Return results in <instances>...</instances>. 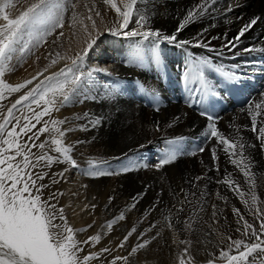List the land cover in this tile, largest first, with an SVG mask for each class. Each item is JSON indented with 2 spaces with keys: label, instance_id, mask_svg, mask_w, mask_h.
<instances>
[{
  "label": "rangeland",
  "instance_id": "obj_1",
  "mask_svg": "<svg viewBox=\"0 0 264 264\" xmlns=\"http://www.w3.org/2000/svg\"><path fill=\"white\" fill-rule=\"evenodd\" d=\"M90 1L92 0H76L78 5L81 6L87 4V2ZM4 2L5 0H0V3H4ZM9 2L17 4V9L10 8L9 11L18 14L20 0H9ZM24 2L31 3L34 2V0H24ZM136 5H139V9L145 11L144 2L141 3V0H138ZM152 7L153 6H151L150 9H147L146 12H150L151 10H153ZM190 8L192 7H187L186 10ZM154 9H156L154 10V12L158 11L157 13L159 14V16H156L155 19L154 18L151 19V21L149 20L150 22L149 23L147 22V24L145 25L146 28H150L152 30H153L154 22L157 23L158 21V26H160L159 23H162L163 21L162 19L167 18L166 16L164 17L165 11L167 12V14L171 12L167 9H160L157 7ZM78 10L80 11L81 9H75L76 12H78ZM184 10L185 8H179V12ZM82 12H85L84 15L82 14L84 17L83 16L79 17L77 23L79 22V20H83L84 23L86 24L88 23L87 25L89 29H91V22L86 19L87 10H82ZM70 16H71V10H69V12L65 14L64 28L56 29L55 34L51 37H48L47 43H44L41 47H39L38 50L32 49V51L35 53L34 55H29L25 52H19L14 57L10 58V65L14 70L5 71V75L3 79L6 83L15 85L27 79H31L34 75H36V72H39L42 69H44L46 66L50 65L53 59H57V63L54 66L48 67V71H49L55 68L61 60H64L63 57L65 55H67L68 57H73L86 47L87 37H85L86 33L84 32L83 26L80 23H78L76 24L75 28L71 27ZM184 16L185 15H182V17ZM93 17L94 19H96L97 25H99L100 24L99 17H95V15H93ZM178 20L179 18L176 19L177 24L179 25L180 23ZM194 23H196V20L194 21ZM197 25L198 24H195L196 27ZM187 26L188 25H186L183 28V30L178 33V35L180 33L182 37L183 35H187L189 33V31H185ZM67 27L69 29H67ZM130 27L131 24L129 23L127 29H130ZM154 27L156 26L154 25ZM61 32L64 33V37L60 36ZM112 36H113V41H115L121 39L123 35L116 36L110 34L109 38H107L106 40L102 38H98L93 48L88 51L87 56L84 58L83 64L80 65V70L82 72L92 73L90 80H88L86 83H79L76 85H72L71 83H69L67 85V89L72 90L71 91L72 102L70 104L60 107L59 111L53 110L50 116L43 117L40 124H37L36 128L33 129V132H35L37 129L41 128L43 126L44 121H51V120L65 121L63 125H61V129L64 130V128L65 129L72 128L73 130L66 132V135L63 138L64 143L65 145L72 146L70 155L78 164V167H72L68 163H53L50 168L38 167L34 169L33 170L34 173L39 171H45L48 173V175L44 178V180L40 181V183H44V184H50V181L55 173L64 172L63 179L56 177L57 179L60 180L59 183L51 184L49 188L43 190L42 198L46 199L48 195L52 192L63 193L62 196H57L56 199L52 201V203H56L58 201L57 207L64 208V214L67 217L68 224L74 230H76L77 240L83 241L93 235H97V234L100 235L101 238L98 243L94 245L93 244L82 245L83 251L79 253L81 257L86 256L89 253L94 255L98 254L99 258L89 261V264H179L178 257L180 255H183L184 250L186 248L188 249L189 254L193 257V264H206V263L208 264L210 260L213 261V264H218L216 263V261L219 260L217 258L219 257L220 251L222 249L227 250L228 244L231 243V241L228 240L226 237L231 236V238L234 240L237 236H238L237 239H244L242 238L244 236L240 235L236 231V228L238 227L236 221L239 217L236 216L233 212V208L237 209V205H238L237 200L234 199L235 197L221 196V197H227V200L225 201L222 198H218L217 200L212 201L209 200L210 199L209 195L219 190V188H223L224 193H230V194L232 193L233 195H236V193L231 191L227 186V184H222L223 186H221L219 183H217V181L219 180V173H214L215 175L213 174L212 176L213 178L211 177L212 183L211 181L209 182L206 181L204 182V185L203 182L197 184L200 187L201 192L203 193L205 192L207 194L205 196L209 199L207 198L202 199L200 202L201 209L197 208L196 211L195 210L192 211L193 207L196 206V204L194 203L193 199L189 197V194H191L193 190L192 189L194 185L193 182L195 181L197 173L193 170V168L189 167V164L186 163L189 162L190 160L191 161L195 160V158L198 159L202 158L201 156L203 154L197 152L196 155H191L190 153H192L196 149L192 145L191 148H189L190 151L186 152V148L184 147L185 141H180L178 139H174V140L171 139L168 140L169 143L168 146L167 144H165V147L163 146L160 147V150L163 151V158L169 153L175 152L177 154L176 159L171 163H176L178 159L180 161H186L184 163L186 165L185 169L183 166H180L179 174L180 173L181 174L180 176H176V174L170 172V171H175V172L177 171V166L175 167V164L170 165L171 163H169L163 165V167H168L166 169L167 172L159 173L155 177L156 179H154L155 181L154 180L152 181L151 184L152 186L146 189L147 190L146 193L144 192L145 195H147V196L144 195L143 196L144 198L142 197L144 201L141 200L138 203V205H136L135 210L131 211V213H127V209H125V205L122 206V204L118 202V199L112 197L113 184L109 182L108 175L89 176L84 174L86 171L92 170L91 166L89 165V161L98 162V167L104 170L105 172H107L114 170L112 169L111 166L112 161L123 159V156L118 154H122L129 150H135V149L136 151L141 150L142 153H145V150H147L148 147H153L152 150L149 151L151 154H153L154 150L156 149L155 144L157 143L156 138L155 139L153 138V130L155 129L157 130V127L153 129V126L155 127V121L156 122L159 121L160 122L159 125H163V122H167V120L165 118L163 120L162 115H164L165 111L171 110L175 107L180 106L179 108L185 109L189 113L191 112L190 114L192 116H195L198 120H201L202 122L200 129L198 131L191 133L190 135L192 136L188 135L189 137H185V139L190 140V138L194 136L202 138L196 140L194 139V142L198 146H200L201 143L203 142V133H202L203 118L199 117V115L188 109V107L183 106L182 103H177L172 101L168 91L164 87H162L158 77L162 69L171 72L173 74L174 68H172V66L178 63H184V66L182 68H179L178 70L182 69L186 71L187 67L193 63L192 60L197 61L200 60L201 57L203 58V46L194 47L195 48L194 50L193 47L188 48V45H185L183 48H181V47H177L175 43L171 45H165V43L162 42L161 44L163 46V50L159 51V48L156 50L159 52V55L162 58L161 63L156 64L153 63L152 61V56H153L152 38L146 40L143 39L142 37L137 36L136 38L135 37L131 38L130 36V39L132 40L131 41L130 39H128L129 38L128 36H123L122 38L125 39V44L129 43L130 46H133L134 48H136V50L138 49L137 53L143 59V66H137L136 64L129 63V58L135 54L133 51L128 52L126 54H121L119 51H116L112 48L113 41L110 43ZM192 39L193 38L191 37L187 40L191 41ZM53 41H55V43H53ZM98 44H101L103 48H107L110 52L113 51L112 57H116V59L119 58L121 60V63L124 65L122 67L125 68V72L130 70L132 71L138 70L140 71L139 74L143 75L145 78H149L150 80H152V82L160 84L161 89H163L160 90L165 92L164 95L166 96L167 100H162L160 98L161 93L160 94L156 93L159 96V105L162 104V106H159V111L155 112L150 107L145 105L140 106L143 109V111L149 110L148 116L151 120L150 121L151 123L147 130L148 138L144 136V130H146L145 124L140 122V118L141 120H144V116L140 117V114L131 115L128 112L131 111V108L138 107L139 101L141 103L143 102L144 104V94H146V92L142 89V84H143V88L145 89H148L147 85L145 84V82L143 83V81H141L142 79L140 77H135L128 73L125 74L122 73L121 77L117 75H114L112 77V75L111 76L108 75V71L105 72L94 71V69H97L95 66L96 62H98L101 65V63L104 64L103 61L106 60L105 58L106 54L105 55L97 54L96 45ZM134 44H136V46ZM49 53H51V55H49ZM57 53L60 54L59 58L57 57ZM191 53L192 55H190ZM37 57H39L38 60ZM107 61H108V66H111L113 62H115L114 58H110V57L107 59ZM104 65H107V63H105ZM66 66H71L70 60L69 61L67 60V64L63 68H65ZM60 70H57L56 72H59ZM9 72L14 75L15 77L14 79H16L17 82L16 81L13 82L12 80L8 79L9 77L7 74H9ZM45 73L44 76H41L39 78V80H44L46 76L53 74L51 73L45 75ZM94 73L99 74L98 79L100 85H98L97 82L93 81ZM100 74H102V76ZM105 75H107V79L111 77L110 84L114 81L117 82L118 84L117 88L120 89L121 93L119 92V90H117L118 91L116 92L117 94H115L113 97H108L105 95L106 88L104 86L107 84V87H109V82L105 80ZM67 79L70 82L73 79V76L69 74ZM39 80L33 81V84L29 85L28 88L24 89L22 93L13 94L8 99H5L4 101L0 102L3 103V105L5 106V110L7 107H10L11 102H13L16 98H18L19 95L23 94V92H27L32 87H34V85L38 83ZM162 80L163 82H166L164 78H162ZM102 84L104 86L101 87ZM260 85L262 84L258 83V86ZM85 95L96 96L98 99L96 98L95 100H99V101L96 104H94L95 102H93V100L90 99V101L88 102V99L85 100L83 98ZM60 99L62 98L58 97L57 99L58 105L60 103ZM198 100L200 99L197 98V101ZM132 101H136L135 104H137L138 106H135V104L133 105ZM199 102L200 104L202 103V101ZM84 104L88 106V107L86 106L87 107L86 109L83 107ZM33 108H36V105H33ZM85 113L107 117L105 120L102 121V124L98 126L99 128L97 129L95 135L96 136L98 135L99 139L100 136H104L105 133L101 132V128H103L102 129L103 131H107V133L109 132V134L112 136V141L111 143H109V141H107V138L105 137L104 145L106 147H109L108 152L110 153V155L115 154L114 160L110 159L109 155L107 154V149L104 150V148L102 147L101 148L96 147L95 146L96 141L91 142V137L89 140V135H88L89 129L92 127L89 126L87 128V131H85L82 128L83 125L87 124V119L83 118ZM17 115H19V113H17ZM129 116H131L132 118L130 119ZM77 117H81V118L77 119ZM128 117L130 120L128 119ZM124 118L126 119L124 120ZM2 119L3 117H0V121H2ZM135 121L137 122V124ZM33 123H35V121H33ZM175 125L176 124L173 122L169 124V128L165 132V137L170 136L172 129L175 127ZM17 131H19V129H17ZM29 135H31V133H29ZM138 135L140 136V138ZM84 136L86 137V139L85 138L83 139ZM22 139L27 140V136H24ZM48 139H49V133L45 132L40 136L39 140H37L36 143L38 144ZM100 140L103 141L102 139ZM145 145L146 147H144ZM221 146H223V144H220V147ZM169 150L171 152H169ZM45 151H47L48 154L53 157L60 156L59 153L50 150V147L47 144ZM32 152L39 154L40 150L38 148H33ZM131 159L129 163L128 162L120 163L119 169H122L126 166L136 165L131 161ZM145 160L146 157L142 156L141 154V158H140L141 169L137 172L134 171V173L137 176H139L141 173L143 174V172L146 171V167H145L146 163H148L150 166L156 163V158L151 159L149 161L147 160L145 161ZM149 162H151V164ZM235 168L240 173H242L240 169L236 167V165ZM65 169H67V171H65ZM186 171H188L189 173L188 178L187 175L185 174ZM130 172L131 171H127L126 173L120 174V178L126 179V176L129 177L133 171L131 173ZM200 174L203 173L200 172ZM113 176L115 177V175ZM116 176H119V174ZM242 177L245 181L244 175H242ZM240 190L245 192V190L243 189ZM122 191L124 192L123 189ZM104 193H106V195L108 194L109 195L106 196ZM150 196L153 197V199H151L152 201L151 200L149 201L148 199L150 198ZM110 197H112L113 199V200L111 199V202H109V200L107 201V199H109ZM130 202H133V200ZM144 204L148 205L146 211H144L143 207H141ZM92 205H95V207L93 208ZM213 205H215V209H213ZM257 206L259 207L260 204L258 203ZM138 209H141L143 211V217L139 216L137 212ZM181 209L183 210L181 211ZM243 210L245 211L244 207H242V211ZM205 211L209 213H204ZM214 211L216 213L215 215H213ZM121 214H123L124 219L112 223L111 229H108L106 227L108 223L112 222L114 218L119 217ZM137 214L138 216L136 218L135 215ZM258 222L260 223V219L258 220ZM57 223H59V221H57ZM169 224H171L172 226L170 227ZM89 225L92 226L89 227ZM133 227H135L136 231L132 232L131 235H128V233L131 231ZM258 228L259 226L257 227V229ZM84 229L86 230L80 231ZM125 236L128 237L126 242L127 244L125 243L126 246L124 244V247L121 248L119 247V245L124 240ZM245 238L248 239V237ZM253 240L255 239L252 238V240L249 242H255ZM181 241H188V243H182ZM145 242L148 243L144 248H139L136 251H132V249H136L138 243H145ZM104 248H109L110 251L109 252L102 251ZM231 254H234V250L233 253ZM118 257L120 258L127 257L128 259L127 261H125L124 259H117ZM222 263L224 264L225 262L221 260L220 264Z\"/></svg>",
  "mask_w": 264,
  "mask_h": 264
},
{
  "label": "snow or ice",
  "instance_id": "obj_2",
  "mask_svg": "<svg viewBox=\"0 0 264 264\" xmlns=\"http://www.w3.org/2000/svg\"><path fill=\"white\" fill-rule=\"evenodd\" d=\"M103 3L114 9L117 14L115 26L106 29L109 34L139 36L146 40L152 38V61L160 64L162 58L156 50L164 41L175 43L181 48L185 45L207 47L202 43V34H198L192 41L178 40L177 36L186 24L194 22L207 13L208 8L215 4L216 0H202V3L188 9L182 22L178 25L175 32L170 35L164 34L160 30H152L145 27L148 17H146L144 10L136 8L137 0H124L123 8L117 6L116 0H103ZM141 3H143V0H141ZM78 6L76 0H34L31 3H25L24 0H20L17 14L9 11L10 8L17 9L16 3H10L9 0L0 3V102L8 99L13 94L22 93L24 89L33 84V81L39 80L41 76H44L49 66H54L57 63V59H53L49 66L37 72L31 79L13 85L6 83L3 79L6 70H14L10 65V58L19 52L34 55L35 53L32 49L38 50L44 43H47L48 37L55 34L56 29L64 28L65 14L69 10H71L70 26L75 28L79 19V14L75 11ZM84 7L87 10L86 19L91 22V29L83 20H79L86 33V47L73 57H68L67 55L63 57V59L71 61V66H66L59 72L46 76L44 80H39L34 87L27 92H23L11 102L10 107H7L6 110L3 103H0V117H3L2 121H0V264H89V261L99 258L98 254L89 253L83 257L79 255L83 251L82 245H94L99 242L101 237L97 234L83 241L76 239V230L68 224L64 208L57 207L58 201L52 203L57 196H62L63 193L52 192L46 199L42 198L43 190L49 188L51 184L59 183L60 180L56 177L63 179L64 172L55 173L50 184H44L40 183V181L44 180L48 173L45 171L34 173L33 171L38 167L50 168L53 163H68L72 167H78L77 162L70 155L72 146L64 143L63 138L66 132L73 130L72 128L61 129V125L65 121H44L41 128L35 132H33V129L36 128L37 124H40L43 117L50 116L53 110L59 111L60 107L72 102V90L67 89L69 83L72 85L86 83L91 78L92 73L82 72L80 65L83 64L88 51L93 48L97 39L103 34L98 28L96 19L93 17V14L96 17H101V12L96 8L95 2L91 6L85 4ZM231 10L230 4L226 11ZM134 11L137 16L136 29L124 31L127 29ZM101 19L103 18L101 17ZM260 19L258 16L250 18L224 47L230 51L233 50L240 42L241 37L256 25ZM60 36H64V33L61 32ZM253 50L244 49V51L249 52ZM57 57H60L59 53H57ZM38 59L39 57H37ZM129 63L143 66V59L136 53L129 58ZM208 66L209 61L207 59L201 58L193 61L183 73L185 83L190 82L196 85L192 91L198 96L219 97L220 93L207 83L205 69ZM94 71L105 72L106 69L97 68ZM69 74L73 76L70 82L67 79ZM222 75L230 85L236 86L238 90L244 80L248 79L243 72L225 71ZM142 89L152 97L155 110L159 111V96L155 93V90L145 89L143 86ZM116 92V88L106 89L105 95L113 97ZM260 95L264 97V93ZM58 97L62 98L59 105L57 104ZM83 98L85 100H95L97 97L85 95ZM33 105H36V108H33ZM242 110L247 111L251 116V131L256 133L259 147L264 151V120L260 121V126L257 128V118L264 115V98L259 102H247ZM199 114L205 116L208 121L219 120V117H213L206 110H202ZM80 118L77 117V119ZM83 118L87 119V124L83 125L82 128L87 130L89 126H100L107 117L85 113ZM176 119H179V117H176ZM207 127L210 132L205 133V135L210 138H216L217 144H223L224 148L222 150L228 155L230 162L236 165L243 173L245 182L248 184L251 204H249L248 199H245L246 193L240 190L239 183L231 179V174L225 172L224 178L218 180L217 183L227 184L229 189L235 192L240 197L241 202L249 209V214L253 215L254 219H260L259 228L257 229L254 223L244 218L239 209L233 208L234 214L239 217L236 221L238 225L236 231L240 232L242 236L248 237V241L244 239L233 240L231 236L226 237L231 243L228 244L227 250L222 249L220 251L218 259L224 261L225 264H264V239H261V236H264V210L257 206L258 203H264V201H259L254 191L255 174L251 172L254 166L251 154L245 156V144L241 140L229 139L224 136L214 122L209 123ZM157 130H159L158 125ZM238 131L239 129H237ZM45 132L49 133V139L37 144L36 141ZM24 136H27V140L22 139ZM46 144L49 145L50 150L59 153L60 156L53 157L49 155L45 151ZM238 144L239 150L237 151ZM256 146V144H248V147L251 148ZM33 148H38L40 150L39 154L33 153ZM204 151L205 147L200 145L190 154L196 155L197 152L202 153ZM176 155L175 152L167 154L161 159L160 166L173 162L176 159ZM211 157L214 161L215 170L219 172V157L217 156L216 147L211 149ZM89 165L92 170L84 173L89 176L118 175L130 171L134 167L126 166L119 170L105 172L98 167V162L96 161H89ZM197 179L200 178L198 177ZM220 198L227 200V197ZM111 199L112 197L109 198V202H111ZM133 199L134 201L136 200L135 197ZM92 207L94 208L95 205H92ZM213 209H215V205H213ZM215 214L214 211L213 215ZM121 219H124L123 214L114 218L106 227L111 229L112 223ZM91 226L89 225V227ZM169 226L171 227L172 225L169 224ZM135 231L136 229L133 227L128 235ZM127 238L125 236L119 247H124ZM252 238L255 239V242H249ZM181 242L188 243V241ZM147 243H138L136 249H132V251L144 248ZM233 250L234 254H231ZM102 251L109 252L110 249L104 248ZM117 259L127 261L128 258L118 257ZM178 259L179 264H193V257L189 254L187 248ZM208 264H213V261L210 260Z\"/></svg>",
  "mask_w": 264,
  "mask_h": 264
},
{
  "label": "bare ground",
  "instance_id": "obj_3",
  "mask_svg": "<svg viewBox=\"0 0 264 264\" xmlns=\"http://www.w3.org/2000/svg\"><path fill=\"white\" fill-rule=\"evenodd\" d=\"M93 2H95L96 8L100 10L101 17L103 18V19H101V17H99V21H100L99 23L100 24L98 26H99V29L101 30V32L103 33L99 38L106 40L107 38H109V35H110L106 29L115 26V21L117 20V14H116L114 9L110 8L108 5H105L103 3V0H96V1L92 0L90 2H87V4L89 6H91ZM143 2L145 3L144 9H145V15H146V17H148V23L151 21V19H153V18L155 19L156 16H159V14L157 13L158 11L154 12V10H156L154 8L157 7L160 9H167V10L171 11L169 14H167V12L165 11L164 17L166 16L167 18H163L162 19L163 21L161 20L162 23H159L160 26H158V21H157V23H155V22L153 23V30H160L162 33L170 35V34H172V32H174V30L178 26L176 19L179 18V20H178L179 23L182 22V18H184V17H182V15H186V12H187L186 8L198 5V4L202 3V0H143ZM123 3H124V0H116V4L118 7L123 8ZM230 4L232 7V10L226 11V9L228 8V6ZM83 6L79 5L76 8V9H81L80 11L78 10V12H77L79 14V17H82L85 14V12H82V10H86V8ZM151 6H153L152 7L153 10H151L153 12H151V11L146 12L147 9H150ZM136 8L139 9V5H136ZM140 8H142V7H140ZM179 8H185V10L179 12ZM214 9H215V11H213ZM257 16L260 17L261 19L248 32H246L243 37H241L240 42L238 43V45L233 50L230 51L228 48L224 47V45L237 34L240 27L244 23H246L250 18L257 17ZM136 21H137V16H136L135 11H134L133 16L131 17L130 22H129L131 24V27H130V29H127L125 31L135 30L136 26H137ZM152 21H154V20H152ZM165 21H167V22H165ZM195 24H198L197 27L195 26ZM154 25L156 27H154ZM186 25H188V26L186 27L185 31H189V33L187 35H183V37L181 36V33H180L177 36V39L178 40H187L191 37L192 38L197 37L198 34H202V36H201L202 43L207 46V47L203 46V58L207 59L209 61V66L205 69V77H206L207 83L210 86H213L220 93L219 97L198 96L196 93H194L192 91V89L196 85H194L190 82L186 84L185 80H184V76H183V73L185 71L182 69L178 70L179 68H182L184 66V63H178V64L173 65V66L171 65L172 68H174L173 74L171 72H168V71H165L164 69H162L161 73L158 76L162 87H164L168 91L172 101L177 102V103H182L183 106L188 107V109H190L191 111H193L194 113L199 115V117L203 118V132H202L203 133V142L201 143V145H203L205 147V151L202 152L203 153L201 156L202 158H200V159L195 158V160H193V161L190 160L189 162L186 163V164H189V167L193 168V170L197 173L195 181L193 180L194 181L193 182L194 185L192 188L193 190H192L191 194H189V197L191 199H193L194 203L196 204V206L193 207L192 211L193 210L196 211L197 208L201 209V204H200L201 200L204 198H207L205 196L207 194L205 192L204 193L201 192V189L197 184L203 182V185H204V182L211 181V177L213 176L214 173H219V180L224 178L225 172L231 174V179L239 183L240 189L245 190V193H246L245 199H248L249 204H251L250 193L248 192V184L244 181V179L242 177L243 174L240 173L235 168V165H233L230 162L228 155L222 150L224 148V145L220 147V144H217V141L215 140V138H210L209 136L205 135V133L210 132V129H208L207 125L209 123H213V122L216 124V127L218 128V130L224 134V136L228 137L229 139L241 140V142H243L245 144L244 154H245V156L251 154L252 160L254 162V166L251 169V172L255 174L254 175V180H255L254 191H255L256 195L258 196L259 201H264V151H262L259 147V141L256 138V133L251 131V116L248 114L247 111L242 110V109H244L247 102H250V101L259 102L262 98H264V97H261V95H260L261 93H264V0H216V3L212 4L211 7L208 8L207 13H205L203 16H200L198 19H196V23L190 22ZM77 28H78V26H77ZM67 29H69V28L67 27ZM82 37H84V36H82ZM122 37H121V39L115 40V41H113V36L111 37L110 43L113 41L112 42V48L116 51H119L121 54H126V53L131 52V51H133L136 54L138 49L136 50V48H134L133 46H130L129 43L125 44V39ZM128 37H129L128 39H130V36H128ZM214 37H215V39H214ZM131 38H134V37H131ZM163 43H165V45L173 44V43H168L167 41H164ZM70 45H72V44H70ZM134 45L136 46V44H134ZM189 47L190 46H188V48ZM96 48H97V50H96L97 54H104V55L106 54L105 55L106 60L103 62H104V64L107 63V65H104L102 63L100 65L98 62H96L95 63L96 68L106 69V71H108V75L109 76L112 75V77L114 75L121 77L122 73L123 74L128 73V74H131L135 77H140L142 79V80L141 79L140 80L143 81V83L145 82L148 89H154L155 93H157V94L161 93L160 98L162 100H167L166 96L164 95L165 92L161 91L163 89H161L160 84L152 82V80H150L149 78H145L143 75L139 74L140 71H138V70L127 71L128 70L127 69L126 70L127 72H125V68L122 67L124 65L121 63V60L119 58L116 59V57H112L113 51L110 52L107 48H103V46L101 44L96 45ZM244 49H254V50L249 52V51H244ZM161 50H163L162 44H160V47H159V51H161ZM194 50H195V48H194ZM190 55H192V53ZM109 57L114 58V61H115V62H113V64L111 66H108L107 59ZM189 61H190V59H189ZM192 62H193V60H192ZM66 64H67V60H65V59L61 60L55 68L47 71L45 73V75L51 74L53 72H56L57 70L62 69ZM225 71H233V72H237V73L243 72L245 74V76L248 77V79L244 80L242 86L238 90L236 86L230 85L225 80L224 76L222 75V73ZM7 75L9 77L8 79L12 80L13 82L14 81L17 82V80L14 79L15 77L12 73L9 72V74H7ZM100 75L102 76V74H100ZM98 76H99V74L94 73L93 81L97 82V84L100 85ZM117 76H115V77H117ZM162 78H164L166 82H163ZM105 80H107L109 82V87H107V84L105 86L102 84L101 87L104 86L106 89L116 88L121 93L120 89L117 88L118 84L116 81H114L110 84L111 77L107 79V75H105ZM177 82H178V85H177ZM258 83L262 84V85L258 86ZM145 84H144V86H145ZM165 84H167V85H165ZM142 86H143V84H142ZM126 96H127V94H126ZM197 98H199L200 100L197 101ZM89 101H90V99H88V102ZM98 101L99 100H93V102H95L94 104H96ZM199 101H202V103H201L202 106H201ZM109 102H111V101H109ZM132 102H133V105L136 103V101H132ZM138 105L135 104V106H138V107L131 108V111H128V112L131 115L132 114H138V115L140 114V117L144 116V120H141V118H140V122L145 124L146 130H144V129L143 130H144V136L147 137V134H148L147 130H148V127L151 123L150 122L151 120L148 116L149 110L143 111V109L140 106H143V105L148 106L153 111L156 112L155 107L153 105L152 97L150 95H148L147 93L144 94V104H143V102L141 103L139 101ZM86 106L87 105H85V104L83 105V107L85 109L88 107V106L87 107ZM119 106H121V105H119ZM159 106H162V104H160ZM179 107H175L171 110L165 111L164 115H162V119L164 120V118H165L167 120V122H163V125H159L160 122L155 121V127L153 126V129L156 128L157 125L159 127V130H156V129L153 130V138L154 139L156 138V140H157V143L155 144L156 147L154 146L156 149L153 152V154L155 155V158H156V163L153 164L152 166H150L148 163H146V165H147L146 171L144 169L145 172H143V174L141 173L139 176H137L134 173V171L137 172L141 169V165H140L141 154H142V156L146 157L147 161H149L151 159H155L154 155L149 152L152 150L153 147H148V149L145 150V153H142L141 150L136 151V149L135 150H129L125 153L118 154V155H122L123 159L114 160L115 154L110 155V153L108 152L109 147H106L104 145L105 144V141H104L105 137L107 138V141H109V143H111V141H112V136L109 134V132L107 133V131H103L102 130L103 128H101V132L105 133L104 136H100V139L103 140V141H101L99 139L98 135L97 136L95 135L96 131L99 127L97 126V127H92L89 129V134H88L89 140L91 137V142L96 141V144H95L96 147H100V148L102 147V148H104V150L107 149V154L109 155L110 159L114 160L111 162L112 163L111 164L112 169H114V170L119 169L120 163H124V162L129 163L131 158H133V159H131V161L134 164H136V165H133L134 167L132 168V170H130L131 172L132 171L133 172L132 173L130 172L131 175L129 177L126 176V179H121L120 174H119V176L115 175V177L113 175H108L109 182H111V184H113L112 197L118 199V202H120L122 204V206L125 205V209H127V213H131V211L135 210L136 205H138V203L141 200H143V198H144L143 196L147 192L146 189H148L152 186L151 184H152V181L154 179H156L155 177L159 173L167 172L166 169L168 167L160 166V161H161V159H163V151L160 150L161 146L165 147V144H167V146H168V144H169L168 140L178 139L180 141H185L184 147L186 148V152H189L190 151L189 148H191V145L194 148L198 147V145L194 142V139L195 140L196 139H202V138L195 137V136L191 137L190 140L185 139V137H189L188 135H190L191 133L198 131L201 127L202 122H201V120H198L195 116H192L190 114L191 112L189 113L187 110L179 108ZM202 110H206L213 117H219V120L208 121L205 116H201L199 114ZM118 112H117V114H118ZM129 117H130V119L132 118L131 116H129ZM129 117H128V119H129ZM176 117H179V119H176ZM159 118H161V117H159ZM125 119L126 118H124V120ZM257 119H258L257 128H259L260 121L264 120V115H262L261 117H258ZM172 122L175 123L176 125L172 129L170 136L165 137V132L169 128V124H171ZM136 124H137V122H136ZM151 127H152V125H151ZM140 128H141V126H140ZM237 129H239L238 132H237ZM151 130H152V128H151ZM85 131H87V130H85ZM138 133H140V132H138ZM199 133H200V131H199ZM190 136H192V135H190ZM119 137H120V135H119ZM84 138L86 139L85 136L83 137V139ZM139 138H140V136H139ZM248 144H256L257 146L255 148H251V147H248ZM195 145H196V147H195ZM147 146H149V145H147ZM125 147H126V145H125ZM144 147H146V145ZM213 147L217 148V156L219 157V172H216L214 161L212 160V157H211V149ZM236 150L237 151L239 150V144L237 145ZM169 152H171V151L169 150ZM118 155H116V156H118ZM185 162L186 161H180L178 159L176 161V163H171L170 165L175 164V167L177 166V171L176 172L170 171V172L173 174H176V176H180L181 173L179 174V167L183 166L185 169V166H186L184 164ZM149 163L151 164V162H149ZM200 172L203 174H200ZM185 174L187 175V178H188V175H189L188 171H186ZM198 177L200 179H197ZM110 180H112V181H110ZM170 181H172V180H170ZM211 183H212V181H211ZM75 184H77V183H75ZM163 184H165V183H163ZM219 184L221 186H223L221 183H219ZM117 186H118V188H117ZM75 187H76V185H75ZM121 187L124 190V192L122 191ZM203 190H204V188H203ZM81 191H83V190H81ZM148 193H149V191H148ZM104 194L106 195V193H104ZM138 194H143V195H138ZM108 195H106V196H108ZM145 196H147V195H145ZM152 196H150V198L147 197L149 199V201L151 199H153ZM221 196H231V197L234 196L235 197L234 199H236L237 203H238L237 209H239L240 213L242 215H244V218L247 219L249 222L254 223L256 227L259 226V222H258L259 219H254L253 215L249 214V209L245 206L244 203L241 202L239 196L233 195L232 193L231 194L230 193H224L223 188H219V190H217L214 193H211V195H209L210 199L209 198H207V199L214 201V200H217L218 198H220ZM134 197L136 198L135 201L133 199ZM108 200L109 199H107V201ZM132 200H133V202H130ZM133 204L135 205L134 207H133ZM259 204H260L259 207L262 210H264V203H259ZM147 206H148L147 204H144L141 207H143L144 211H146V209L148 208ZM242 207L245 208V211L243 210L244 212L242 211ZM137 212H138L140 217L141 216L143 217V211L141 209H138ZM73 213H75V212H73ZM204 213H209V212L205 211ZM138 214L135 215L136 218H137ZM238 233L241 235L240 232H238ZM237 238H238V236L235 239H237ZM242 238H244V240L248 241V239H246L245 237H242ZM261 238L264 239V236H261ZM253 241H255V240H253ZM149 242H151V241H149ZM126 244H125V246H126ZM216 263L220 264L221 260H217Z\"/></svg>",
  "mask_w": 264,
  "mask_h": 264
}]
</instances>
